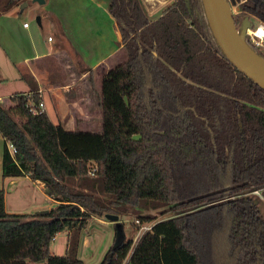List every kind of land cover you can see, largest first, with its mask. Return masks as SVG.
<instances>
[{
  "label": "trees",
  "instance_id": "trees-1",
  "mask_svg": "<svg viewBox=\"0 0 264 264\" xmlns=\"http://www.w3.org/2000/svg\"><path fill=\"white\" fill-rule=\"evenodd\" d=\"M20 1L0 0V18ZM239 6L264 23V0ZM108 12L127 59L103 77L102 131L33 115L23 93L0 102L4 177L29 176L55 201L41 215L9 214L0 189V264H85L54 254L56 236L129 207L173 215L136 245L115 224L121 235L100 264H264L251 198L264 191V90L223 54L202 0H174L156 17L143 0H109Z\"/></svg>",
  "mask_w": 264,
  "mask_h": 264
},
{
  "label": "crops",
  "instance_id": "crops-1",
  "mask_svg": "<svg viewBox=\"0 0 264 264\" xmlns=\"http://www.w3.org/2000/svg\"><path fill=\"white\" fill-rule=\"evenodd\" d=\"M60 1L58 0L59 3H63L67 0ZM47 2L49 5L51 2L58 4L57 0H46L45 4ZM87 2L86 7L88 9L91 7L89 4H92V6L96 5L98 9L106 8L105 11L109 20L108 33H104L105 36H108L101 39L97 49L94 46L87 45L86 42H82L83 37L79 32V26H83L82 21H86V24H90L92 27L93 23H91L90 17L94 15L93 12H79V16L76 17L74 25L72 19L67 18L68 10L66 9L59 12L52 4L51 10H49L50 13L46 12V14H51V21H53V16L59 19L64 32L69 36V40H67L68 38L66 40L73 47L77 55L76 67L81 66L80 68L83 71L77 81L75 80V83H70L66 76L67 70L71 68V65L65 64L64 66L60 61L61 54L66 53L65 49H58L62 45L48 48L38 43L34 34L30 32L31 26H24L26 23H23L22 26L18 25V27L6 26L5 28L6 31L18 40L17 43L13 44V57H11L12 55L9 49L0 43V65L11 62L20 71V74L17 76L14 75V81L20 85V88L28 87L27 90L15 92L14 94L39 93L45 101L46 113L53 123L61 124L67 130L79 129L82 131H94L96 126L94 124L96 121L95 113H99L100 115V111H102L99 98L102 90L103 77L117 64L116 62L118 64L121 62L122 59L114 60V58L124 51L121 44V34L115 20L108 12V5H105L103 0H87ZM92 8L95 9V7ZM13 9L4 13L0 21L9 19V16L14 13ZM41 21H43V17ZM77 33H79L78 37ZM95 50H97L98 54L94 53ZM55 58L59 59L60 63L58 65L54 60ZM55 65H57V70H61L64 76L59 75V71L52 69ZM94 73L96 74L95 79H93L95 85L91 86V82L87 83V78ZM96 91L97 94L95 95ZM0 100L8 102L1 95ZM10 103L8 102L7 104ZM4 151L5 140L0 133V189L5 190L7 213L33 215L39 211L49 210L55 204V201L47 194V189L44 184L33 182L29 176L4 177ZM92 219L89 223L95 220L99 225L104 227H110L111 225L110 222L103 221L101 218L92 217ZM86 231L83 230L84 233ZM70 235L71 233H68V231L58 234L51 244V251L59 256H64L69 253ZM89 244L88 239H82L83 247ZM81 260L84 261L83 259Z\"/></svg>",
  "mask_w": 264,
  "mask_h": 264
},
{
  "label": "rangeland",
  "instance_id": "rangeland-1",
  "mask_svg": "<svg viewBox=\"0 0 264 264\" xmlns=\"http://www.w3.org/2000/svg\"><path fill=\"white\" fill-rule=\"evenodd\" d=\"M50 1V0H49ZM101 1V0H100ZM174 0H143L144 5L149 12L150 15H153L154 17L158 16L162 10L172 3ZM242 0H231V3L233 4V11L234 15L236 16L237 20L240 22L242 21H250L253 22L255 27L259 25V21L256 20V18L247 17V15L242 14L237 8L239 5H241ZM46 2V0H45ZM58 2V0H57ZM59 2H61L59 0ZM53 4L52 2L47 4H40L38 2H35V0H21L19 4L13 9V14L9 16V19H5L4 21H0V43L5 45L9 49V52L11 53V57L14 55V43H17V38L14 37L11 33L5 30L6 26L11 27H18V25L22 26L23 23H27L29 26H31L30 32L34 34V36L37 39V42L44 45L45 47L51 48L56 45H62V47H58V49L62 50L65 49L66 53H62L61 55V63L67 65H71V68L67 70L66 76L70 83H75L82 73V69L80 67H76L77 64V58L76 54L74 52L73 47L67 42L69 40V36L67 33L64 32L63 27L61 26V23L59 19L55 16H53V21L50 20V15L46 12H49L52 8V4L56 9L61 12L63 9L68 10V16L67 18L72 19L73 25L75 23V19L77 16H79V12H85V13H91L93 12L94 15H91L90 21L92 24V27L90 24H86V21H82V27L79 26V32L82 35L83 39L82 42H86L89 46H94L95 49L99 47V42H101V39L103 37H107L108 35H104V33H108L109 28V20L108 16L106 15V8H100L92 6V4H89L91 6L89 9L86 7V4L88 3L87 0H67L63 3ZM105 5H108L109 0H103ZM24 4H27V7L22 10V6ZM57 5V6H55ZM92 7H95L92 8ZM43 17L42 25L39 26L37 23V18ZM89 21V22H90ZM104 21V22H103ZM61 27V29H60ZM103 27V28H102ZM101 28V29H100ZM104 29V30H102ZM5 30V31H4ZM79 36V33H77V37ZM52 38V42L49 40V38ZM68 38V39H67ZM67 39V40H66ZM254 41L258 42L259 39H255ZM95 54L97 53V50L94 51ZM5 56V55H4ZM122 59L119 64L124 62L127 59L125 51H122L119 55H117L114 60ZM58 65L59 59H54ZM113 61V60H112ZM113 67H116L118 62H116ZM57 65H55L54 68L56 71H59V75H62L61 70H57ZM20 71L17 70L14 65L10 63H3L0 65V95L4 97L5 100L8 102H11L10 95H13L15 92H20L27 90L28 87L25 86V88H20V85L17 84L14 81V75H18ZM96 74H91L87 78V83L91 82V86H94L93 79H95ZM74 80V81H73ZM76 80V81H75ZM19 83V82H18ZM33 93V92H31ZM94 93V92H93ZM92 93V94H93ZM97 94V91L95 95ZM101 95V93H100ZM42 99V98H41ZM100 99V98H99ZM43 100V99H42ZM44 101V100H43ZM3 105H9L8 102L3 100ZM45 102V101H44ZM96 121H95V132L102 131L103 128V121H102V111L99 113H95ZM261 195H257L254 193H251V198L255 204H257L259 211L261 212V215L264 217V191L260 192ZM129 214L128 215H119V221L122 226V234L124 235V240H133L134 245L138 242L142 232L138 225H136V221L139 220L141 223L140 215L142 216H150L154 219L148 222L147 224H156L157 222L166 220L170 217H172V213H166L162 214L160 211L152 210V209H135L132 207H129ZM103 221L110 222V227H104L99 225L95 220L94 222L92 218L88 222V226L85 230H87L85 233L79 232V231H72L70 235V255L72 257H80L84 260L85 264H100L108 250L114 245V243H118V237L121 235L119 228L115 227V223L107 220L105 217L101 218ZM142 224V223H141ZM88 228V229H87ZM88 239V242L90 243L86 247L82 246V239ZM80 252V254H79ZM79 254V256H77ZM79 258V259H80Z\"/></svg>",
  "mask_w": 264,
  "mask_h": 264
},
{
  "label": "water",
  "instance_id": "water-1",
  "mask_svg": "<svg viewBox=\"0 0 264 264\" xmlns=\"http://www.w3.org/2000/svg\"><path fill=\"white\" fill-rule=\"evenodd\" d=\"M35 2L46 3L45 0ZM202 3L210 29L223 54L232 65L264 90V57L247 42L251 22L245 21L241 29L239 28L231 0H202ZM26 7L27 4H24L22 10ZM237 9L239 10V6ZM37 23L42 25L41 17L37 18ZM45 212L39 211L37 214ZM105 218L118 226L121 225L118 215L107 214Z\"/></svg>",
  "mask_w": 264,
  "mask_h": 264
},
{
  "label": "built area",
  "instance_id": "built-area-1",
  "mask_svg": "<svg viewBox=\"0 0 264 264\" xmlns=\"http://www.w3.org/2000/svg\"><path fill=\"white\" fill-rule=\"evenodd\" d=\"M237 21V20H236ZM25 27H28L29 25L26 23L24 24ZM260 26H264V23L259 21V25L255 27V25H253L249 30H248V35L252 41L257 45L259 46L260 48H262L264 50V38H260L259 36L253 34L250 32V30H256L257 28H259ZM255 39H259L260 41L256 42L254 41ZM49 40L51 41L52 38H49ZM25 96L27 97L28 99V108L30 110V112L33 114V115H40L42 113H45L46 112V104L43 100H41L38 104L35 102L34 100V94L33 93H26ZM40 96V95H39ZM41 98V96H40ZM0 102L4 103L3 100H0ZM8 149H9V152L10 154L14 157L15 154L17 153V149L16 147L13 145V144H9L8 146ZM92 175H94V173H92ZM254 194H257V195H260V192L259 191H255ZM136 225L139 226L142 234L141 236L147 232V231H150L152 228H153V224H141L139 220H137L136 222ZM140 236V237H141Z\"/></svg>",
  "mask_w": 264,
  "mask_h": 264
},
{
  "label": "bare ground",
  "instance_id": "bare-ground-1",
  "mask_svg": "<svg viewBox=\"0 0 264 264\" xmlns=\"http://www.w3.org/2000/svg\"><path fill=\"white\" fill-rule=\"evenodd\" d=\"M250 32L259 36L260 38H264V26H260L256 30H250Z\"/></svg>",
  "mask_w": 264,
  "mask_h": 264
},
{
  "label": "flooded vegetation",
  "instance_id": "flooded-vegetation-1",
  "mask_svg": "<svg viewBox=\"0 0 264 264\" xmlns=\"http://www.w3.org/2000/svg\"><path fill=\"white\" fill-rule=\"evenodd\" d=\"M244 1H245V0H242L241 3H243ZM239 11H240V6H239ZM240 12H241V11H240ZM253 18H255V17H253ZM256 20H258V19L256 18ZM258 21H260V20H258ZM253 25H254V23L252 22V26H253ZM254 192H255V191H254ZM254 192H253V193H254ZM259 192H263V191H259ZM260 195H261V194H260Z\"/></svg>",
  "mask_w": 264,
  "mask_h": 264
}]
</instances>
